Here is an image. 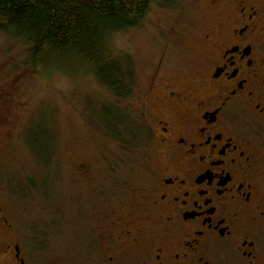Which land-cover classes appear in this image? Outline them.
<instances>
[{
    "label": "rangeland",
    "instance_id": "rangeland-1",
    "mask_svg": "<svg viewBox=\"0 0 264 264\" xmlns=\"http://www.w3.org/2000/svg\"><path fill=\"white\" fill-rule=\"evenodd\" d=\"M145 16L106 38L134 73L126 97L82 62L33 65L30 44L0 30V94L9 92L1 130H11L1 141L0 202L10 236L35 264H79L97 243L99 213L142 189L156 157L146 119L151 76L162 59L178 84L197 76L201 39L219 12L210 0H165Z\"/></svg>",
    "mask_w": 264,
    "mask_h": 264
},
{
    "label": "flooded vegetation",
    "instance_id": "flooded-vegetation-1",
    "mask_svg": "<svg viewBox=\"0 0 264 264\" xmlns=\"http://www.w3.org/2000/svg\"><path fill=\"white\" fill-rule=\"evenodd\" d=\"M210 2L219 16L201 39V71L178 84L162 59L145 93L152 170L132 201L99 213L79 264H264V0ZM4 210L0 264H35Z\"/></svg>",
    "mask_w": 264,
    "mask_h": 264
},
{
    "label": "trees",
    "instance_id": "trees-1",
    "mask_svg": "<svg viewBox=\"0 0 264 264\" xmlns=\"http://www.w3.org/2000/svg\"><path fill=\"white\" fill-rule=\"evenodd\" d=\"M164 1L0 0V30L13 31L30 44L33 65L82 62L113 93L126 97L134 73L129 65H120L106 38L138 27L152 4Z\"/></svg>",
    "mask_w": 264,
    "mask_h": 264
}]
</instances>
